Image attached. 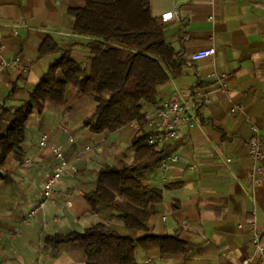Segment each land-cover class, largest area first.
<instances>
[{
    "label": "crops",
    "instance_id": "obj_1",
    "mask_svg": "<svg viewBox=\"0 0 264 264\" xmlns=\"http://www.w3.org/2000/svg\"><path fill=\"white\" fill-rule=\"evenodd\" d=\"M84 4L0 0V59L18 61L0 74V106L9 111L20 107L64 51L90 67L87 44L93 37L73 32L70 12ZM150 9L163 20L166 41L187 62L181 75L170 76L158 87L156 100L175 95L189 104L195 95L207 100L192 108L196 124L182 125L179 136L164 145L174 146L171 153L178 154V160L144 173L145 183L163 191L147 228L160 235L177 234L192 248L183 259L164 260L158 249L137 247L136 264H242L246 258L262 264L264 249L260 252L253 238L257 235L264 248V182L251 181L248 142L256 135L264 143V0H150ZM168 12L171 16L164 20ZM47 40L57 48L40 54ZM209 47L215 49L213 55L191 59L192 53ZM221 74L226 75L223 87ZM235 105L243 110L230 112ZM94 106L90 97L72 88L65 105L46 104L27 119L21 152L10 153L0 166L6 175L0 178V264H86L77 244L54 247L45 237L98 222L122 234H145L129 232L116 210L95 209L83 198L95 188L101 168L118 158L133 161V141L144 131L131 122L109 134L93 133L83 121L92 116ZM7 126L3 121L0 131ZM43 135L48 146L39 145ZM49 145L57 146L74 168L27 218L58 166Z\"/></svg>",
    "mask_w": 264,
    "mask_h": 264
},
{
    "label": "trees",
    "instance_id": "obj_2",
    "mask_svg": "<svg viewBox=\"0 0 264 264\" xmlns=\"http://www.w3.org/2000/svg\"><path fill=\"white\" fill-rule=\"evenodd\" d=\"M73 32L93 37L87 44L90 67L87 68L64 51L51 64L27 100L13 111L0 106V166L12 153L21 152L26 137V123L34 110L46 104L61 107L70 98L71 89L90 97L95 104L92 116L83 126L97 134L115 132L131 122L144 131L135 137V156L128 164L121 158L112 166L101 168L97 184L83 198L95 209L112 208L129 232L144 231L141 237L122 234L104 222L92 224L81 231L46 236L45 242L56 247L75 243L83 251L86 264H136L137 247L158 249L164 260L183 259L192 246L177 234L160 235L147 228L155 212L154 204L162 200L163 191L144 182V173L160 166L173 145L156 148L147 143L152 132L145 119V108L158 101V87L170 76L181 75L187 64L180 52L166 41L164 22L154 16L150 0H85L81 8L72 9ZM57 47L45 41L39 53ZM6 177L0 172V178ZM161 264H181L180 261Z\"/></svg>",
    "mask_w": 264,
    "mask_h": 264
},
{
    "label": "built area",
    "instance_id": "obj_3",
    "mask_svg": "<svg viewBox=\"0 0 264 264\" xmlns=\"http://www.w3.org/2000/svg\"><path fill=\"white\" fill-rule=\"evenodd\" d=\"M167 16H171V12L166 13L163 19H167ZM215 53L213 47L203 48L195 51L191 54L192 60H201L208 58ZM18 61L13 60L11 62L4 59H0V74L3 69L12 65H17ZM225 74L220 75L219 83L221 87L224 86ZM205 96L195 95L189 104L185 102L178 95L173 96L170 99L160 100L155 105L145 110V119L148 127L152 132L147 137V143L151 146L161 147L164 146L169 140H174L179 136V129L182 125L193 127L196 124V118L192 113V108L197 105L203 104L206 101ZM243 110L240 105H235L230 108V112ZM40 146H48V136L43 135L39 140ZM50 150L58 160V166L53 174L45 181L42 193V199L38 202V205L28 212V217L33 216L39 208H42L47 200H49L54 193V186L57 181L65 174L66 171L74 168L72 164H69L64 157L63 152L55 145H49ZM249 156L253 161V167L250 172L251 181L264 182V143L258 136H253L248 142ZM86 151L91 150V146L85 147ZM80 156V154H78ZM77 156V157H78ZM179 156L176 153H170L168 156L162 159L160 166L165 168L169 161L178 160ZM246 187L248 183L244 184ZM255 246L260 252H263V247L259 244V238L256 235L253 238ZM242 264H251V260L246 258ZM264 264V261L262 262Z\"/></svg>",
    "mask_w": 264,
    "mask_h": 264
}]
</instances>
